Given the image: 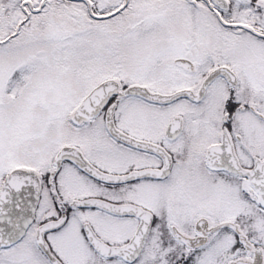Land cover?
<instances>
[{
	"label": "snow or ice",
	"instance_id": "obj_1",
	"mask_svg": "<svg viewBox=\"0 0 264 264\" xmlns=\"http://www.w3.org/2000/svg\"><path fill=\"white\" fill-rule=\"evenodd\" d=\"M0 264H264V0H0Z\"/></svg>",
	"mask_w": 264,
	"mask_h": 264
}]
</instances>
